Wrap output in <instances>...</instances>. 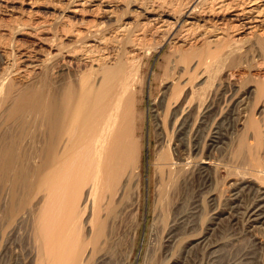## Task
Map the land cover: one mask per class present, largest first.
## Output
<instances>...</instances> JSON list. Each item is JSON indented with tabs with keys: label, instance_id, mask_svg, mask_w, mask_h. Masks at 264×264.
Listing matches in <instances>:
<instances>
[{
	"label": "bare ground",
	"instance_id": "bare-ground-1",
	"mask_svg": "<svg viewBox=\"0 0 264 264\" xmlns=\"http://www.w3.org/2000/svg\"><path fill=\"white\" fill-rule=\"evenodd\" d=\"M18 1L0 0V6L13 14ZM27 1L29 15L39 13L35 12L36 1ZM102 1V7L91 5L94 9L99 8L97 15H102L101 22L91 26L87 19H82L74 21L68 28L61 24L63 19L60 17L50 24L37 25L38 31L27 35L34 39V48L30 46L17 53L15 45L10 44L13 58L6 63L10 72L6 71L9 73L0 77V193L8 198L0 204V219L8 228L16 224L14 227L21 229L24 224L28 225L29 217L32 218L36 243L42 246V251H33L36 258L34 255L32 258L40 264H43V257L48 261L44 264H107L111 259L109 253L120 245L124 234L130 235L133 246L137 240L142 206V166L136 137L140 123L136 113L140 82L135 73L149 50L140 44L148 27H153L157 33H165L164 40L155 50L171 44L185 54L181 59L184 62L188 59L197 61V67L206 66L209 60L213 62L206 66L207 81L190 95L193 101H200L197 103H201L206 113L215 108L218 93L229 87L222 82L215 86L213 77L219 69L240 58L239 47L245 44L264 53V0H249L246 7L245 3H219L217 11L216 8L208 10L209 16L207 11L199 12V6L205 0H193L190 7L177 16L168 10L142 8L137 16L148 22L146 31L139 28V21L129 20L130 10L121 13L118 5ZM78 6L75 5L71 12L84 15L82 9H76ZM119 12L120 18L117 17ZM212 19H215V25L208 26L213 23ZM199 29L211 34L207 41L204 37L199 38L208 47L205 50L201 45L188 48L191 44L185 34ZM23 30L17 29L15 33L19 36L18 32ZM222 50L228 54L220 60L218 54ZM0 54L6 55L3 50ZM260 91L262 97V87ZM188 97L180 103V108L187 104ZM243 120L239 123L241 126L245 124ZM159 129L156 132L161 138L152 159L156 185L152 207L155 217L158 215L157 220L163 215L168 217L173 205L172 190L180 175L192 167L181 159L167 158L169 154L165 153L162 138L164 129ZM256 129L257 122L250 120L246 130ZM247 145L245 137L240 138L238 157H242ZM248 152L244 160L248 173L241 181L240 189L257 193L253 204H247L250 206L249 217L252 223L263 225L264 161L258 149ZM211 158L201 159L197 167L208 172L214 167ZM13 229L7 232L8 238L19 232Z\"/></svg>",
	"mask_w": 264,
	"mask_h": 264
},
{
	"label": "rangeland",
	"instance_id": "rangeland-1",
	"mask_svg": "<svg viewBox=\"0 0 264 264\" xmlns=\"http://www.w3.org/2000/svg\"><path fill=\"white\" fill-rule=\"evenodd\" d=\"M25 1V3L22 0L18 1L14 10L16 12H12L14 15L0 6V50L6 54L3 57L0 54V77L10 72V68L6 65L13 58L10 55L12 52L10 44L15 45L14 50L17 49L15 51L17 53L30 48V46L35 47L34 39L28 36L32 31L37 30V25L40 27L47 25V22L50 24L60 17L63 19L61 24L68 28L71 23L77 20L87 19V23H91V26L92 23L102 21V15H97L99 8L91 7V5L102 7V3L100 4V2H104L102 0H93V3H91L92 0H89L90 2L88 0H78V2L77 0H30L31 2L36 1L38 6L35 12L39 13L31 14L33 17L29 15L28 1ZM105 1H108L106 3L110 5H118L121 13L126 9L130 10L129 20L139 21L140 29H146L148 23L145 19L140 20V9L168 10L177 16L184 13L193 2V0ZM240 1L216 0L214 2V0H205L199 6V8L201 7L199 12L207 11L206 14L209 16L208 10L216 8L217 11L219 3H226L225 5L245 3L244 7L249 4V0ZM77 4L80 6L76 9H82L85 12L84 15L78 16L71 12ZM259 7L260 5H258ZM88 15L90 17H87ZM120 15L119 12L117 17L120 18ZM212 20L213 23L208 26L215 25V19ZM67 23L69 24L67 25ZM20 28L26 30L18 32L19 36H17L15 31ZM148 28L140 44L149 49L150 55L148 53L144 55L143 65L137 66L135 73V77L140 82L138 83L139 96L136 99V113L140 117L138 124V133H140H137L136 137L140 144L139 157L142 166L140 227L134 246L130 235L124 234L120 245L115 247L111 254L109 253L111 259H108L107 264H264V224H254L249 217V208L255 201L254 197H257V193L240 189L241 181L248 173V165L245 162L248 151L258 149L259 156L264 161V95L260 97V88L262 87L264 90V53L256 47L251 48L245 44L239 47L240 58L219 69L217 76L213 77V81L216 80L215 86H219V83L222 82L223 85L228 84L229 87L227 91L218 93L215 108L206 113L200 105L201 103H199L201 107L198 105L197 102L200 101H193L194 99L190 95L193 90L198 89L207 81L209 73L206 66H211L213 62L209 60L207 65L202 67H197V63H195L197 61L194 62L191 59L184 62L181 59L185 58L183 56L185 54L180 53L171 44L166 45L162 50H155L164 40L165 33L160 34L153 27ZM191 31L194 32L191 33ZM188 33L189 35L185 34V39L192 45L188 48L201 45L200 47L203 46L205 50L208 47L202 43L205 42L204 40L199 39L205 38L207 41L211 37V34H206L207 31L199 29L198 31L190 30ZM221 52L218 54L220 60L226 56L225 54H228L226 50ZM249 92L251 94H248ZM188 96L192 99H189ZM186 97H188L187 104L184 103L185 106L180 108V103ZM244 99L245 101L238 105ZM236 103L237 106H235ZM243 119L245 124L241 126L239 123ZM250 120L257 122L256 131L246 130ZM159 127L162 131L164 129L162 138L165 153L169 154L167 158L181 159L180 161H185L184 164L192 166L187 167L189 171L185 170L180 175L179 184L177 183L172 190L173 205L168 211L170 213L168 217L163 215L164 219L160 216L161 222L159 218L158 220L156 218L158 215L155 217L152 207L156 191L152 159L154 157L153 150H156V146L159 144L158 139L161 138L156 132V130H160ZM242 137L247 140L249 148L245 146L244 149L243 147L242 157H238L236 154L239 151V140ZM213 140L216 142L213 143ZM212 143L213 146H211ZM169 146L170 148H168ZM208 157H212L214 167L210 168L208 172H204L197 165L201 159ZM7 199L0 193V204ZM25 212L23 214L27 213ZM173 218L175 219L173 220ZM29 220L26 223L27 226L24 224L19 229V227H14L16 224L8 228L7 224L3 225L0 219V242L4 237L0 243V260L4 262L0 261V264H40V261L34 260L32 255L36 258L33 251L36 249L42 251V246H39L35 240V222L33 225L31 217ZM153 225L158 228L155 226L152 228ZM12 228L19 232L12 233L13 238H8L7 232ZM152 230L153 232H151ZM45 233H48V230ZM42 262L44 264L48 261L43 257Z\"/></svg>",
	"mask_w": 264,
	"mask_h": 264
}]
</instances>
